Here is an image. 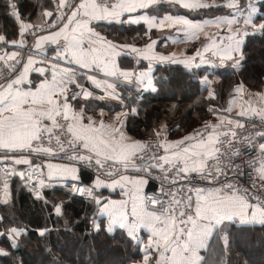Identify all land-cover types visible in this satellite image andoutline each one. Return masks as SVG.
<instances>
[{
	"label": "snow or ice",
	"instance_id": "obj_1",
	"mask_svg": "<svg viewBox=\"0 0 264 264\" xmlns=\"http://www.w3.org/2000/svg\"><path fill=\"white\" fill-rule=\"evenodd\" d=\"M162 3L219 14H155ZM7 7L19 38L0 34V203L10 204L13 177L44 206V190L61 184L69 199L79 195L92 206V215L81 217L94 241L90 250L118 228L141 246V264H230L234 234L264 228V90L248 91L241 81L226 108L209 105L213 119L177 140L167 138L165 125L154 131V141L135 139L126 127L129 116L138 115L142 91L172 87L171 78L154 77V65H179L204 85L220 68L240 72L247 41L264 37V0H56L37 23L21 17L16 0ZM105 25H144V42L110 39L98 30ZM153 29L176 36L153 38ZM167 40L199 46L191 55L157 51ZM125 57L136 68H122ZM133 85L135 96L121 91ZM207 96L217 94L209 87ZM253 150L250 159H240ZM150 181L157 188L146 191ZM102 190H118L119 198ZM52 206L64 219L62 230L9 227L14 217L0 214V237L8 241L0 257H11L30 231L48 252L53 233L56 243L64 242L61 231L74 235L79 221L69 227L66 202ZM14 264L23 262L17 257Z\"/></svg>",
	"mask_w": 264,
	"mask_h": 264
},
{
	"label": "trees",
	"instance_id": "obj_2",
	"mask_svg": "<svg viewBox=\"0 0 264 264\" xmlns=\"http://www.w3.org/2000/svg\"><path fill=\"white\" fill-rule=\"evenodd\" d=\"M21 17L26 22L37 23L40 21L45 9H53V0H16ZM8 0H0V34L9 39L18 37V22L10 15L7 7ZM159 9H169L168 5H160ZM226 11V10H221ZM194 18H203L219 14L217 11L199 14L182 11ZM108 38L120 43L144 42V25H105L102 29ZM153 32V35H156ZM13 47V46H12ZM244 67L240 72H234L231 68H220L214 72L216 79L210 77L211 85H204L196 79L186 76L187 70L179 65H158L156 78H171L172 87L167 92H141L142 99L137 103L138 115L129 116L127 128L130 133L140 138L155 137L154 131L161 130V125H166L169 135L180 136L194 128H199L205 120L213 119L208 114L209 105L223 109L228 106L229 100L235 95L236 84L243 81L248 90H264V37H251L245 46ZM142 62L140 67H144ZM121 67L135 68L134 59L122 58ZM211 87L215 90L216 99L207 96V90ZM122 91V90H121ZM123 93L136 95L134 89H123ZM112 105V104H111ZM83 171V170H82ZM155 187V186H154ZM153 187V188H154ZM149 189V188H148ZM11 191L13 199L9 205L0 203V214L11 215L13 221H6L7 225L13 224L34 230L40 227H55L63 229L64 219L54 212L53 204L59 201L66 202V211H70L69 227L72 221H79L72 228L74 235L65 236L63 243H56L55 233L52 234L53 247L51 252L42 246L44 239L35 231H30L22 238L19 249L12 253L11 257H0V264H14L19 257L23 264H53V261L62 264H141L143 253L138 244H134L126 238L123 230L117 229L111 237L103 243L96 242V248L90 250L94 243L93 238L87 234L86 222L81 217L92 215V206L84 197L73 196L69 199L67 188L54 186L44 191L49 200L47 206L42 201L36 200L32 193L19 181L12 178ZM8 241L0 237V246L7 247ZM226 259L230 264H264V228L255 227L252 230L235 233L230 246V252Z\"/></svg>",
	"mask_w": 264,
	"mask_h": 264
},
{
	"label": "crops",
	"instance_id": "obj_3",
	"mask_svg": "<svg viewBox=\"0 0 264 264\" xmlns=\"http://www.w3.org/2000/svg\"><path fill=\"white\" fill-rule=\"evenodd\" d=\"M162 5H168L167 3H162ZM169 6V5H168ZM150 11V13L152 12V10L150 9L149 10ZM166 11H171L173 14H183V15H188V14H186V13H184V12H182V11H186V12H188V10H185V9H182V8H180L179 6H175V7H171L170 6V10L169 9H164V11L163 10H159V12L158 13H155V14H158V15H162V14H164V12H166ZM189 16V15H188ZM208 17H211V16H208ZM189 18H192V19H202V18H194V17H191V16H189ZM203 18H205V17H203ZM98 30H100V29H98ZM214 30V29H213ZM153 32H156L157 34L156 35H153V38H155L157 35H159L162 39L163 38H165V37H167V36H176V33H175V31L174 30H169V29H165V30H162V31H160V32H157V30H155V29H153L152 30ZM103 33V32H102ZM104 35H106L105 33H103ZM107 36V35H106ZM199 46V41H189V42H186V43H172L170 40H167V41H165V42H158V44H157V51H160V50H163V49H165V48H167V50L168 51H175L176 53H177V55L179 56V55H181V54H187V55H191V53H192V51H193V46ZM0 46H2V45H0ZM6 50L7 51H13V50H15L11 45H8V46H6ZM147 63V62H146ZM158 65H154V77L156 78V67H157ZM123 68V67H122ZM136 68V67H135ZM129 69H134V68H129ZM33 78H35V77H33ZM246 88V87H245ZM131 89V88H130ZM132 89H134L135 91H137V89L135 88V86H134V88H132ZM122 90V92H123V89H121ZM246 90H248L247 88H246ZM145 91H151V90H145ZM248 91H251V92H256V91H252V90H248ZM143 92V91H142ZM245 98H247V97H245ZM84 103H88V104H91V103H96V102H94V101H84ZM112 105H111V107L112 108H114L116 111H119L120 109L117 107V105H116V103L115 102H110ZM103 106H105V111L106 112H108V107H107V105H103ZM235 111H239V109H234V112ZM234 114V113H233ZM109 115V118H111L113 115H114V113H109L108 114ZM166 126V125H165ZM163 131H165L166 132V135H167V138L169 139V140H177V139H180L181 137H183L184 135H186V134H188V133H186V134H183V135H180V136H172V135H169L168 134V130H167V127L166 128H164L163 129ZM126 132H127V134L129 135V136H131V137H133V138H135V139H141V140H144V138H140V137H137V136H134L132 133H130L129 132V130H128V128L126 127ZM88 175H91V173H88ZM83 178V177H82ZM85 182H87V181H85ZM69 183H70V181H69ZM11 184H12V180H11V183H10V189H11ZM56 186H62V187H64L63 185H61V184H56ZM155 186V184L153 183V182H151L150 181V183H149V185H148V187H147V189L148 188H153ZM54 187V186H53ZM52 187V188H53ZM103 192H104V195L105 196H108V195H112V197L113 198H119L118 197V190H117V192L116 193H111L110 192V190H102ZM12 199H13V196H12V191H11V201H12ZM2 204V203H1ZM118 229V228H117ZM141 236H143L145 239H146V237H147V231L146 230H142L141 231Z\"/></svg>",
	"mask_w": 264,
	"mask_h": 264
},
{
	"label": "built area",
	"instance_id": "obj_4",
	"mask_svg": "<svg viewBox=\"0 0 264 264\" xmlns=\"http://www.w3.org/2000/svg\"><path fill=\"white\" fill-rule=\"evenodd\" d=\"M55 3H56V0H53V7H54V5H55ZM248 127V124H247V122H246V128ZM198 129V128H197ZM156 139V137H147V138H144V141H154ZM256 153H255V151L253 150V151H249V152H246V153H244L242 156H241V160H246V159H250L252 156H254ZM244 171L247 173L248 172V169L247 168H245L244 169ZM154 184H155V187L154 188H149V189H146V191H153V190H155L156 188H157V185H156V183L155 182H153ZM54 186H56V184L54 185ZM76 196H79V195H76ZM80 197V196H79Z\"/></svg>",
	"mask_w": 264,
	"mask_h": 264
},
{
	"label": "rangeland",
	"instance_id": "obj_5",
	"mask_svg": "<svg viewBox=\"0 0 264 264\" xmlns=\"http://www.w3.org/2000/svg\"><path fill=\"white\" fill-rule=\"evenodd\" d=\"M134 86H135V85H133L131 88H134ZM195 129H197V128L192 129L191 131H189V133L192 132V131L195 130ZM45 190H46V189H45ZM45 190H44V191H45Z\"/></svg>",
	"mask_w": 264,
	"mask_h": 264
},
{
	"label": "water",
	"instance_id": "obj_6",
	"mask_svg": "<svg viewBox=\"0 0 264 264\" xmlns=\"http://www.w3.org/2000/svg\"><path fill=\"white\" fill-rule=\"evenodd\" d=\"M33 195V194H32ZM34 197V196H33Z\"/></svg>",
	"mask_w": 264,
	"mask_h": 264
}]
</instances>
